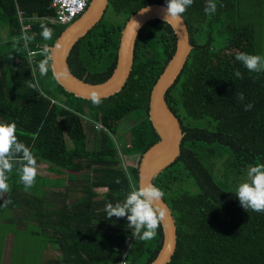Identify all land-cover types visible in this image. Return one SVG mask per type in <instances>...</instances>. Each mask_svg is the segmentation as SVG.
I'll list each match as a JSON object with an SVG mask.
<instances>
[{
	"label": "trees",
	"instance_id": "16d2710c",
	"mask_svg": "<svg viewBox=\"0 0 264 264\" xmlns=\"http://www.w3.org/2000/svg\"><path fill=\"white\" fill-rule=\"evenodd\" d=\"M51 1L0 0V28L5 25L8 34L7 39L0 34V121H15L18 138L36 162L57 175L37 174L35 185L25 191L14 169L0 203L11 200L3 206L14 211L37 201L35 238L58 251L42 264H114L128 243L125 264H149L162 245L161 223L156 236L143 241L128 227L127 217L108 218L105 206L122 202L138 185L139 159L126 166L122 156L140 157L159 140L148 116L149 96L174 53V31L159 18L143 24L125 84L97 107L65 90L51 68L40 74L43 46L50 47L66 26L30 21L26 34L34 39L25 46L17 10L25 18L50 16ZM263 1L216 0L217 11L209 15L207 0H194L183 14L192 49L165 93L183 136L176 159L153 179L176 226L175 250L166 264H264V212L245 210L234 193L248 166L264 163V71L250 73L236 60L241 52L260 55L255 19ZM151 3L166 5V0H108L105 12L112 9L121 20L106 22L103 16L73 44L67 56L71 72L91 83L107 79L125 22ZM42 24L54 29L50 40L40 35ZM29 51L34 52L30 58ZM237 70L243 79L235 76ZM248 103L254 107L245 111ZM96 121L103 126L99 131ZM122 132H128L127 142ZM83 171L86 176L78 178ZM51 185L63 192L58 205L45 209L41 190ZM101 188L102 193L96 191Z\"/></svg>",
	"mask_w": 264,
	"mask_h": 264
},
{
	"label": "water",
	"instance_id": "95a60500",
	"mask_svg": "<svg viewBox=\"0 0 264 264\" xmlns=\"http://www.w3.org/2000/svg\"><path fill=\"white\" fill-rule=\"evenodd\" d=\"M107 4L108 0H90L86 10L71 24L67 25L49 47L52 54L51 71L56 81L68 92L84 99H88L87 97L92 91L98 92L103 98L118 92L130 74L133 64L134 43L141 26L154 18L166 21L163 11L166 5L164 4L151 3L131 14L121 31L117 58L111 75L102 82H86L71 72L67 63V56L73 44L104 16ZM144 7L150 10L141 14L140 10ZM131 19H135L140 24L138 29L129 27ZM170 26L175 34V50L151 88L148 106V116L159 140L139 157L138 184H153L154 177L170 165L180 152V140L183 131L180 121L165 100V93L183 68L192 45L184 19L179 24H170ZM161 206L166 209V214L161 221L162 245L156 257L149 264H166L176 246L175 221L163 198Z\"/></svg>",
	"mask_w": 264,
	"mask_h": 264
},
{
	"label": "clouds",
	"instance_id": "9594fccd",
	"mask_svg": "<svg viewBox=\"0 0 264 264\" xmlns=\"http://www.w3.org/2000/svg\"><path fill=\"white\" fill-rule=\"evenodd\" d=\"M194 0H166L165 20L170 24H179L182 22L183 14L193 4ZM222 6V5H221ZM150 9L144 7L140 10L141 14L147 13ZM206 14H215L217 11L216 0H207L204 8ZM129 27L135 30L140 24L135 20L129 21ZM42 38L47 41L53 36L54 29L41 25ZM25 46L27 42L34 39L33 36L23 35ZM42 55L45 59L39 62L40 74L46 75L51 68L52 54L47 45L42 48ZM248 72L264 71V56L248 53H239L236 56ZM235 76L243 79V74L237 70ZM30 87H36V83L29 82ZM94 106H100L103 97L96 91L89 93L87 97ZM239 101L245 99L244 93L237 94ZM254 105L248 103L244 105L245 111H250ZM17 124L15 121H0V197H3L9 191V174L15 169L24 186V190H30L36 183L37 167L36 158L32 149L21 142L17 136ZM120 183L119 179L115 181ZM241 206L245 210L251 209L255 212H264V163H256L248 166L247 179L242 180L235 190ZM165 193L152 183H140L131 186L122 202L115 204L109 202L105 206L108 218L127 217L128 227L133 229V234L140 240L148 241L157 234V229L163 220L166 209L161 206L162 198ZM11 203V200H4L3 205Z\"/></svg>",
	"mask_w": 264,
	"mask_h": 264
},
{
	"label": "rangeland",
	"instance_id": "374dc122",
	"mask_svg": "<svg viewBox=\"0 0 264 264\" xmlns=\"http://www.w3.org/2000/svg\"><path fill=\"white\" fill-rule=\"evenodd\" d=\"M262 7L264 8V1L262 4ZM122 16L119 14H115L112 9H108L105 13H104V20L106 22H115V21H119L121 20ZM258 22V34H259V48H260V55L264 56V10L260 13V17L257 16V18L255 19ZM0 34L1 37L3 39H7L8 38V34H7V27L5 25L1 26L0 28ZM129 122H131V120H129ZM124 126V123H123ZM124 130V129H123ZM89 134V138L90 141L92 140V135L90 133ZM122 138L125 142H127L128 139V132H122ZM67 143L70 146V142L67 139ZM89 146H91V143L89 144ZM139 159V156L137 153L133 154V155H125L122 157V162L124 165H136L137 161ZM219 165V164H218ZM36 167H37V173L40 174L41 176L47 177V176H54L53 174L48 173L47 171V164L44 162H36ZM79 172H74V174H78ZM64 174V173H63ZM62 174V175H63ZM77 176V175H76ZM84 176H86V171L81 172V175H78V178H83ZM243 179H247V172L245 173ZM191 184V182H189ZM177 185V184H176ZM190 185H186V187ZM238 186V185H237ZM179 187H176V189ZM196 189L193 188L191 191H195ZM96 191H98L99 193H102L104 191L103 188L101 189H97ZM13 211L9 208L4 207L1 203H0V219L5 218V217H12L13 216ZM24 221V220H23ZM14 222H8V224L3 223L5 226H8V229L11 230V235H10V239L4 241L3 239V229H0V264H14L15 261L17 262V264H32L33 263V259L31 257H29L28 255H26V249H27V237L26 236H22V234H16V232L13 230V225ZM25 224L30 223V221H24ZM21 228V227H20ZM14 234V239L12 241L11 237ZM21 235V236H20ZM8 242L12 244V249L10 247V254H7V258L6 260L4 259V251L2 252L1 249L2 247H7ZM35 245L33 247V251H34ZM32 253V251H31ZM38 253L37 250H35L34 252V257L36 256V254Z\"/></svg>",
	"mask_w": 264,
	"mask_h": 264
},
{
	"label": "crops",
	"instance_id": "0c3cea01",
	"mask_svg": "<svg viewBox=\"0 0 264 264\" xmlns=\"http://www.w3.org/2000/svg\"><path fill=\"white\" fill-rule=\"evenodd\" d=\"M28 23H30V21H28ZM20 27H21V25H20ZM29 28H30V26H29ZM24 34H26V30H25ZM21 35L23 36L22 30H21ZM28 57H29V55H28ZM122 164H123V162H122ZM48 173H50V172L48 171ZM38 175H40V174H38ZM56 176L57 175H54L52 177L49 175L46 178H56ZM62 190H63L62 187H57V186H52V185L43 187L41 190V192H43V196H44L43 207L45 209H47V208L53 207L55 205H58L59 201L61 200V192H63ZM2 198L3 197H0V200ZM35 205H37V201H34L33 204H31L30 202H29V204L25 203L23 208L19 207L12 212L13 213L12 217H9V218L5 217V218L0 219V229H3L4 241H5V239L8 240V239H10L11 230H9L8 226H5L3 223L8 224L9 221L14 222L13 223V225H14L13 230L16 232V234H22V236L24 235L27 237L28 246L26 249V255H28L29 257H31L33 259L32 264H36V260H39L40 261L39 264H42V263H44V261L46 260L47 257L57 256L58 251H56V249L50 245L48 240H45V239L36 240L34 229H35V226L37 225V223H39V219L37 218V214H36V212L39 211V209H37L36 208L37 206H35ZM23 220L25 222L30 221V223L25 224ZM11 239L13 241L14 234L11 237ZM35 241L37 242L36 244H34ZM34 245H35V248L33 251ZM10 247L12 249V244H11V242L10 243L8 242L7 247H2V249H1L2 252L4 251L3 257L5 260L7 258V254L11 253L9 251ZM126 248L128 251L129 243L126 245V247L123 250H125ZM35 250H37L38 253L34 257ZM31 251H32V253H31ZM14 264H17V262L15 261ZM114 264H116V263H114Z\"/></svg>",
	"mask_w": 264,
	"mask_h": 264
},
{
	"label": "built area",
	"instance_id": "2783aa9c",
	"mask_svg": "<svg viewBox=\"0 0 264 264\" xmlns=\"http://www.w3.org/2000/svg\"><path fill=\"white\" fill-rule=\"evenodd\" d=\"M90 0H52L50 3V7L53 9V14L45 17H31L25 18L23 16V11L17 10V14L19 16V22L21 25V30L24 35L25 30L29 28L28 21H41L48 22L52 24L58 25H69L74 20H76L88 7ZM33 51H29V57H32ZM94 128L99 131L103 128L102 124L99 121L94 122ZM127 252V248L122 251L123 257L120 262L116 264H125V254Z\"/></svg>",
	"mask_w": 264,
	"mask_h": 264
}]
</instances>
